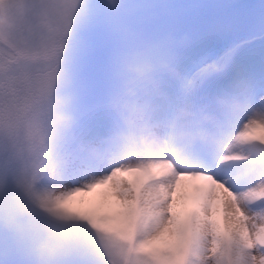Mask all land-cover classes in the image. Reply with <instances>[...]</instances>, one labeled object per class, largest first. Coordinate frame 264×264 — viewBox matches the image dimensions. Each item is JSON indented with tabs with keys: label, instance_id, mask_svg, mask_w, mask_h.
<instances>
[{
	"label": "snow or ice",
	"instance_id": "obj_1",
	"mask_svg": "<svg viewBox=\"0 0 264 264\" xmlns=\"http://www.w3.org/2000/svg\"><path fill=\"white\" fill-rule=\"evenodd\" d=\"M111 2L112 10L97 0H0V207L13 200L14 179L19 174L13 144L2 129L5 111L11 112L13 97L29 92L33 77L48 69L52 71L48 72L45 88L54 92L59 86L60 94L77 117L84 108L104 102L116 90L115 30L122 21L121 10L125 6L117 5L115 0ZM81 4L85 5L84 11L77 19ZM141 7L150 9L154 17L144 25L145 34L153 42H165L167 68L159 75L170 79L175 97L210 103L218 95L243 93L253 106L264 107V0L229 3L175 0ZM185 28L191 29L195 36L188 45L179 39ZM239 28L258 38V47L246 41L239 48L242 50L239 55L237 49L223 55L211 50L214 41ZM105 47L110 55L101 61L99 54ZM169 71L172 77H168ZM105 127V121L97 119L89 122L85 131L96 133ZM257 131L250 124L244 138L264 140ZM201 165L203 173H186L183 179L205 181L213 173V178L218 177V187L223 191L216 194L210 213L211 235L200 227L185 235L184 225L192 219L194 204L181 205L177 193L168 202L166 225L155 235L151 229L159 221L148 220L144 224L146 239L140 240L139 229L133 228L131 234L120 235L113 242L116 253L129 256L127 264H161V257L177 245L184 248L183 264H264V223L255 231L244 223L248 217L228 188L233 169L218 167L216 158L208 156L201 160ZM166 167L170 166L155 164L148 169L121 172L163 176ZM175 175L177 180L182 178L180 173ZM105 183L89 185L81 194L91 195L93 188ZM127 196L126 191L113 187L109 192L111 206L123 207ZM251 201H260L252 211L257 213L256 218L264 220V186L248 194L246 202ZM2 243L7 248V234ZM68 264L104 262L84 247L74 253Z\"/></svg>",
	"mask_w": 264,
	"mask_h": 264
},
{
	"label": "rangeland",
	"instance_id": "obj_2",
	"mask_svg": "<svg viewBox=\"0 0 264 264\" xmlns=\"http://www.w3.org/2000/svg\"><path fill=\"white\" fill-rule=\"evenodd\" d=\"M232 1L235 2V0ZM97 2L107 3V9L112 10L111 0H97ZM159 2H175V0H153V2L150 0H115L117 5L125 6L121 10L122 21L115 30L118 84L116 90L104 102L91 108H84L77 117L71 111L65 98L61 101L62 96H58L61 95L59 86L54 92L45 88L48 72L52 71V69H48L40 76L33 77L29 92H22L13 97L11 112L5 111L2 129L13 144L15 163L18 166L19 174L14 179L16 191L13 200L9 205L0 207V239L4 238L6 233L12 232L7 236L12 235L18 231V228L21 232L34 229L37 231L36 233L40 231L51 233L54 236L47 240L59 250L48 252L49 262L41 261L40 264H68L74 253L84 247H87L93 257L103 261L104 264H114V262L127 264L129 260V256L116 253L112 245L120 235L130 234L126 228L130 220V213H133L131 200L126 201V205L122 207L125 208L123 212L121 208H110L111 205L98 206V208H94L93 205L84 206V202L80 201L78 215L72 210L62 215L57 212L58 210H55L56 208L40 205L44 197H48L50 202H55L61 197L84 196L81 194L82 191L90 183L96 185L98 180H102V169H108L111 163L102 165L101 170H96L95 166H91L93 164L91 161L94 159H90L89 155H86L82 160L86 164V170L83 172L84 177L75 176L72 181H67L63 192H58L55 195L46 194L41 186L44 167L50 166L55 157L65 148H72L81 141L89 146L95 144L102 148L112 142L111 136L118 134L116 127L118 122L114 121L112 110L120 111L122 114L126 111L128 118L131 119L134 116L138 121L144 120L145 111L140 108L143 99L139 98L145 94V88L153 90L151 83H159L162 79L168 80V78L159 75L167 68L165 42H153L145 34L144 25L154 17L151 15L150 9L141 7L145 4ZM196 2L203 1L196 0ZM244 2H258V0ZM207 3H226V1H208ZM84 7L85 5L81 4L76 13L77 19L84 11ZM141 31L144 32L141 33ZM182 31L184 33H179V39L186 45L191 44L192 42L188 43L185 40L186 36L184 35L192 34L191 29L185 28ZM230 35H244L246 40H243L248 41L250 46L258 47L259 45L258 38H252L243 28L228 31L223 37ZM216 45H218V49L223 46V44L220 46L219 41ZM244 45L245 43L241 46ZM132 50L136 52L134 53ZM241 51L238 49L236 54L239 55ZM109 55L110 52L105 47L101 50L99 58L104 61ZM167 75L171 77L173 73L169 71ZM150 89L147 90L154 94L155 91H150ZM9 118L10 121L12 120L11 122H9ZM97 119L105 121L106 127L103 131L92 133L93 136L90 137L87 134L81 140L80 135L88 133L85 131V126ZM30 146L34 147L30 148ZM234 148H238V146L230 148L224 155L222 150L220 154L231 156L236 153ZM110 149L112 150L113 147ZM124 152L127 151L124 150ZM117 162L119 160L116 159L114 163ZM225 168L233 169L235 177L242 170L241 164ZM263 173L264 166L257 170L256 176L261 177ZM130 181L129 184L133 188L139 189L142 185L139 179L135 180L136 183H133V179ZM238 188L236 192L240 191ZM77 189L81 191L78 192ZM62 193L66 195L63 196ZM30 208L34 209L31 212V221L16 226L17 219L14 217V211L30 210ZM15 226L16 228L13 229ZM146 238L147 236L144 239ZM24 241L28 243L30 239L27 238ZM161 264H170V261L161 258Z\"/></svg>",
	"mask_w": 264,
	"mask_h": 264
},
{
	"label": "bare ground",
	"instance_id": "obj_3",
	"mask_svg": "<svg viewBox=\"0 0 264 264\" xmlns=\"http://www.w3.org/2000/svg\"><path fill=\"white\" fill-rule=\"evenodd\" d=\"M243 39H245L244 35H230L214 41L210 47L213 52L223 55L232 49H237L238 51V48L244 43ZM218 41L220 46L223 44L221 49L217 48L218 45L216 43ZM159 85L164 89L162 96H164V103L168 110L171 107V109H175L178 105L188 104V101L174 96L170 90V79L164 80L163 83L160 82ZM161 112L160 110L154 113L150 111L152 120L146 121V123L144 121L134 120L135 124L132 125L138 128V133L141 135H150L149 133H153L154 135L165 138L164 144L161 145L165 153V158L159 160L158 163L170 166L164 169L165 175L159 176V178H149L141 176L142 173L133 171V183H136L135 180L139 179L142 185L139 189L131 187L132 185L129 184L131 181L128 180L125 173L121 172V170L127 168L125 162L120 161L114 163L119 153L110 149L111 147H122L126 144L127 140L130 142L135 141V136L129 137L124 134V130L130 125L128 124L121 128L118 127L119 130H122L123 138L125 137L123 142L115 140L110 147L105 146L102 148L95 144L88 147V151L94 159V161H91L93 164L90 165L95 166L94 169L101 170L100 167L102 165L111 163L108 169H102L103 179L98 180V182L107 181V183L100 185L98 188H93L91 195L71 196L69 198L61 197L55 202L51 201L47 203L46 206L56 208L55 210H58L57 212L62 215L69 210H72L78 215L80 211L79 207L81 206L80 201L84 202V206L93 205L94 208L111 205L109 201L110 190L113 187L122 189L128 193L126 201L131 200L133 211V213H130V220L127 223L126 229L131 234L133 228H138L139 239L144 240L147 236L144 230L145 222L148 220L159 221L151 229V234L155 235L157 230L164 227L167 223V213L170 207L169 200L175 199L176 194L179 193L181 196V205L189 202L194 204L192 219L188 224L184 225L185 235H190L194 228L200 227L210 236V213L216 194L223 191V189L218 187L219 179L218 177L213 178L214 173L209 174V178L205 181L195 178L183 179L186 173H196L198 175L203 173L204 169L201 165V160L208 156L216 158L218 167H234V164H241L242 170L236 177L233 176V180L228 184V188L236 198L235 202L239 204L240 208L248 217V220L244 223L252 231H255L259 224L264 223V220L256 218L257 213L252 211V207L260 203V201L246 202V198L250 192L264 186V173L261 177L256 176L257 170L264 166V140H247L244 138V133L251 124L257 127V134L264 137V107L253 106L243 93L218 95L210 103L205 105L204 114L199 118L188 116L186 120L180 119L178 125H180L181 130L177 129L175 131L173 123L167 119L169 115L167 113L168 111ZM129 121L132 122L130 118ZM87 134H89V137L93 136L92 133L88 132L84 135L81 134L80 137L83 139ZM186 134H191L192 138L190 140L193 141L181 142L185 144L182 150L174 149V142ZM233 134L236 135V138H233ZM236 146L238 148H234L235 154L231 156L225 154L223 156L230 148ZM68 150L69 148L64 149L66 153ZM221 151L223 155L220 154ZM71 153L72 151L68 154L70 155ZM226 157H230L231 159H225ZM55 165L56 163L44 167L45 171L42 178L44 182L52 175V169ZM65 167H69L68 162L65 163ZM132 169L134 168L131 164L129 170ZM192 169L193 172H191ZM85 170L86 164L81 163L79 169L73 170L76 174L72 175V173H69L66 175L64 184L67 181H72L75 176L83 178V172ZM176 173H180L182 178L177 180ZM237 188L240 190L239 192H236ZM62 195L65 196L66 194L62 193ZM40 205H45L44 200ZM231 207L232 203L230 201L229 208ZM110 208H121L122 212L125 209L113 206ZM184 254V248L177 245L161 258L167 259L170 261V264H182L183 261L181 258Z\"/></svg>",
	"mask_w": 264,
	"mask_h": 264
},
{
	"label": "trees",
	"instance_id": "obj_4",
	"mask_svg": "<svg viewBox=\"0 0 264 264\" xmlns=\"http://www.w3.org/2000/svg\"><path fill=\"white\" fill-rule=\"evenodd\" d=\"M30 219L31 218H29L27 215H23L22 219H18V223L24 224V222L31 221ZM36 232H37L36 230H32V231H29V232H26V233H23V234L16 236L15 239L8 241L7 248H9V249L15 248L14 249L15 251L22 249V248H25L27 246H30V249H31L30 251H34L38 248H41L42 246H48V247H52L54 249H57L56 247H54L51 244V242H48V240H47L49 237L54 236V235H52L51 233H49L47 231H40L38 233H36ZM27 238L30 239V241L28 243H27V241H24V239H27ZM4 249H5L4 245L1 244L0 245V252H3ZM57 250H59V249H57ZM41 255L42 256L45 255L46 257L49 256L48 253H46V252H43V254H41ZM19 264H24V263L19 262Z\"/></svg>",
	"mask_w": 264,
	"mask_h": 264
},
{
	"label": "clouds",
	"instance_id": "obj_5",
	"mask_svg": "<svg viewBox=\"0 0 264 264\" xmlns=\"http://www.w3.org/2000/svg\"><path fill=\"white\" fill-rule=\"evenodd\" d=\"M131 119H135V117L133 116ZM138 133V128L135 127L134 125L130 124L125 130H124V134L126 136L129 137H134L135 135H137Z\"/></svg>",
	"mask_w": 264,
	"mask_h": 264
}]
</instances>
